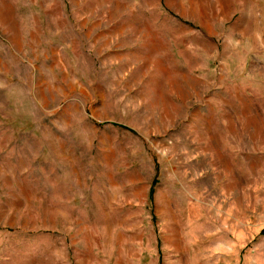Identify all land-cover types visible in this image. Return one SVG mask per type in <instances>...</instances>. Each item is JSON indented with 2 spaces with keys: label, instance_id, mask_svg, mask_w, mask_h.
Masks as SVG:
<instances>
[{
  "label": "rangeland",
  "instance_id": "rangeland-1",
  "mask_svg": "<svg viewBox=\"0 0 264 264\" xmlns=\"http://www.w3.org/2000/svg\"><path fill=\"white\" fill-rule=\"evenodd\" d=\"M0 264H264V0H0Z\"/></svg>",
  "mask_w": 264,
  "mask_h": 264
},
{
  "label": "crops",
  "instance_id": "crops-1",
  "mask_svg": "<svg viewBox=\"0 0 264 264\" xmlns=\"http://www.w3.org/2000/svg\"><path fill=\"white\" fill-rule=\"evenodd\" d=\"M54 195V194H53Z\"/></svg>",
  "mask_w": 264,
  "mask_h": 264
}]
</instances>
